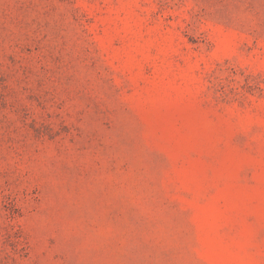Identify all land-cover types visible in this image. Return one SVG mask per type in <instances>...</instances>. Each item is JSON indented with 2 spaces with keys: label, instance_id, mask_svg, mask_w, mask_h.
<instances>
[{
  "label": "rangeland",
  "instance_id": "rangeland-1",
  "mask_svg": "<svg viewBox=\"0 0 264 264\" xmlns=\"http://www.w3.org/2000/svg\"><path fill=\"white\" fill-rule=\"evenodd\" d=\"M0 264H264V0H0Z\"/></svg>",
  "mask_w": 264,
  "mask_h": 264
}]
</instances>
